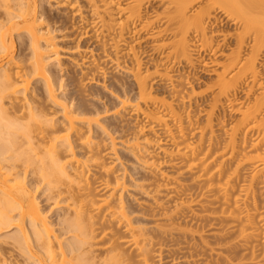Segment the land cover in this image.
<instances>
[{
  "label": "bare ground",
  "instance_id": "obj_1",
  "mask_svg": "<svg viewBox=\"0 0 264 264\" xmlns=\"http://www.w3.org/2000/svg\"><path fill=\"white\" fill-rule=\"evenodd\" d=\"M262 62L264 0H0V264H264Z\"/></svg>",
  "mask_w": 264,
  "mask_h": 264
},
{
  "label": "rangeland",
  "instance_id": "obj_2",
  "mask_svg": "<svg viewBox=\"0 0 264 264\" xmlns=\"http://www.w3.org/2000/svg\"><path fill=\"white\" fill-rule=\"evenodd\" d=\"M52 13H53V15H54V17H56V18H60L59 20H61V24L63 23V25H67V30H65V31H69V33H71V34H76V38H75V36H74V39H73V36H70L71 38H70V40H69V38L67 39L68 40V43H74V42H76L75 41V39L77 40V36L78 35H80V32H82L83 30H80L79 29V31H75V30H71V29H73V24H75L77 21L75 20V19H73L72 17H71V15L70 14H68L67 15V13L66 12H64V11H54V9L51 11ZM63 14V15H62ZM56 15H58V16H56ZM61 15V16H60ZM55 18V20H58V19H56ZM73 23H72V22ZM71 24V25H70ZM79 24H77V26H78ZM216 25V24H215ZM70 26V27H69ZM216 26H219V25H216ZM76 27V26H75ZM71 31H70V30ZM78 34V35H77ZM17 39V38H16ZM73 39V42H71V40ZM82 40L80 41L81 43H83V45H85L86 43L84 42V41H86V39L85 38H81ZM84 39V40H83ZM66 40V41H67ZM70 41V42H69ZM17 42H18V40H17ZM89 45H91V43H88V46ZM87 46V45H86ZM93 47V46H92ZM224 48V47H223ZM96 52V51H95ZM195 56V66H194V68H188L187 70H185V74H189V76L191 77V79L194 81L193 83L194 84H196L195 86L196 87H198V89L200 90H206L207 89V86L208 85H210L211 83H210V81H212L213 80V78L215 77V71L216 70H219L220 68H219V66H217V65H207L208 67H204V68H201L199 65H200V56L199 55H194ZM216 58H218V60H220V61H222V59H221V57L220 56H217ZM68 61V62H67ZM65 62L68 64L69 63V58L68 59H66L65 60ZM263 63V62H262ZM261 63V69L263 68L262 66L264 65V63L262 64ZM68 66H69V64H68ZM264 69V68H263ZM188 71V72H187ZM187 72V73H186ZM74 74V73H73ZM75 76H77V75H75L74 74V77ZM261 77H263L264 78V70H262L261 71V75H260ZM75 78H77V77H75ZM262 79V78H261ZM99 87V86H98ZM98 87H96V89L98 88ZM245 90H244V89ZM98 90L99 91H101V89H100V87L98 88ZM102 90H103V88H102ZM241 90V91H240ZM244 90V91H243ZM207 91H209V89L207 90ZM207 91H205V92H207ZM246 91V87L243 85L239 90H238V92H237V98H239V97H244V95H245V92ZM102 92H104V91H102ZM203 93L204 95H203V97L205 98H203V100L202 101H205V103L203 102V103H201V105L200 106H198V108H196V106L195 107H193V109L192 110H194V111H196V109H197V111H196V114L198 113V110L200 109H203L204 107H205V105H206V101L208 100H210L211 98V91H209V92H207V94L206 93ZM59 93V92H58ZM107 93V92H106ZM253 94H251V96H252ZM242 97V98H243ZM245 100V99H244ZM208 103V102H207ZM193 114H195V113H193ZM196 114H195V117H196ZM233 117H231V118H229V114H228V117H227V119H228V122H230V121H232L234 118H236L237 117V114H235V115H232ZM235 116V117H234ZM198 117V118H197ZM197 117L195 118V121L196 122H198V124L200 123V122H202L203 121V115L202 114H200V113H198L197 114ZM201 124V123H200ZM119 149H120V153L121 152H124L125 153V151H124V149H122V147H119ZM123 154V153H122ZM123 160H124V162H125V158H123ZM122 160V161H123ZM126 164H127V161L125 162ZM128 164H129V161H128ZM127 164V165H128ZM130 165V164H129ZM31 177V179H32V176H30ZM30 177H28V181H29V179H30ZM31 182V181H30ZM29 182V183H30ZM41 189V188H40ZM42 193H40V191H38L37 192V195H38V198H39V201H41V206H43V208H46L47 209V206L49 205V203L50 202H47V200H46V196H42L41 195ZM48 210V209H47ZM48 214H49V216H53L54 214H51L50 212H48ZM56 216V215H55ZM50 220H52L53 222H54V224L56 223V218L53 216V217H51L50 218ZM12 227V226H11ZM62 226H57V225H55V228H61ZM9 228V229H8ZM3 230V231H2ZM1 230V232H0V237H3V236H5V234L6 235H8V234H10V233H12L13 231H15L16 230V228L15 227H12V228H10V227H7V228H3ZM8 231V232H7ZM16 232V231H15ZM59 232V231H58ZM64 237H68V235H66V236H64Z\"/></svg>",
  "mask_w": 264,
  "mask_h": 264
}]
</instances>
